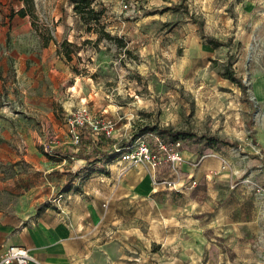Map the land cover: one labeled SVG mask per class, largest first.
I'll list each match as a JSON object with an SVG mask.
<instances>
[{"label":"rangeland","instance_id":"obj_1","mask_svg":"<svg viewBox=\"0 0 264 264\" xmlns=\"http://www.w3.org/2000/svg\"><path fill=\"white\" fill-rule=\"evenodd\" d=\"M128 2L123 8L119 0H93L102 30L111 36L98 40L70 0H33V14L23 17L10 14L22 5L19 0L0 4V207L13 204L24 185L40 197V206H59L68 195L73 208L92 204L96 213L85 219L87 237L122 236L126 264H259L264 202L252 183H260L264 168L245 166L264 158V0ZM210 37L222 44L214 46ZM63 40L72 44L62 47ZM81 105L99 121L110 120L115 140H146L156 127L236 145L210 152L225 150L229 165L202 174L208 182L204 203L190 199L185 182L171 188L158 183L157 194L149 196L122 192L127 170L139 175L149 168L123 162L118 144L107 147L104 159L99 155L100 163L64 155L70 147L96 149L87 140L75 144L68 132L67 118ZM141 127L151 129L140 135ZM199 157L191 161L197 165ZM101 198L108 200L103 217ZM208 225L250 246H231L233 255L220 246L208 250V241L195 235Z\"/></svg>","mask_w":264,"mask_h":264},{"label":"crops","instance_id":"obj_2","mask_svg":"<svg viewBox=\"0 0 264 264\" xmlns=\"http://www.w3.org/2000/svg\"><path fill=\"white\" fill-rule=\"evenodd\" d=\"M5 1L6 0H0V4H3ZM262 80L264 81V79ZM262 92H264V86H262ZM263 96L264 93L260 97ZM181 149L183 151L184 161L179 165L180 174L178 173V176L176 175L177 181H175V186L185 182L189 185L188 194L190 196V191L194 186L192 182L195 181L196 183L202 178L201 176L203 173L209 176L210 173L205 172L209 169H222V162L221 159L214 154L205 153L200 155L198 159L199 163L196 165L194 161H191L193 156L197 157L196 148L190 146ZM70 150L74 151L72 147H70L68 151ZM224 152L225 150L221 148H219V151H214V153H218L220 156L224 157L228 166L229 159ZM64 155L68 156V159L73 157L66 153ZM60 157H62V155ZM96 162L100 163L99 161ZM247 163V166H245L246 170L264 168V158L252 162L253 167L250 166L251 162ZM87 166L91 167L92 170L103 169L97 166H91L90 164H87ZM227 166L223 170L227 169ZM68 170L71 169H65V171ZM125 173L128 177V183L125 188L121 189L122 192H125L127 189L141 196L155 195L158 183L152 180L150 170L138 175L130 168ZM157 174L160 178L166 177L169 179L173 175L166 165L160 166ZM100 175V172H96V177L102 180ZM146 176L149 178L148 184L143 182ZM253 181L257 182L255 180ZM258 181H260L259 184L264 185V170ZM147 185H149L148 190L144 191ZM206 187V195H208L207 181ZM161 188H164V186ZM31 189V186L24 185L20 193L17 196L15 195L13 204L6 208L0 207V264H16L14 261L7 263L2 261L4 253L10 245L24 246L30 251L36 261H29L28 264H126L124 257L125 243L121 240L122 236H118L115 240L103 239L100 241L99 238L89 239L87 237V229L89 227H87L85 219L92 214L91 211L96 213V209L92 204L89 206L87 203H82L79 204L78 207L73 208L68 205L71 203L72 199L71 196L68 195L59 203V206L55 204L40 206L37 204V200L40 197L34 195ZM102 192L103 198L104 195L110 194L108 193V189ZM205 198L206 196L203 197L201 192L195 198L190 196L193 202L200 203H204ZM103 203H105V205H103ZM107 203V198L102 200L101 208L98 212L100 217H103ZM204 212V210L199 211V214ZM205 216V214H202L199 217ZM214 226L215 225H208L203 229H197L195 235H197L198 239L207 240V246L213 243L220 247L221 245L216 243L214 236L223 237V244L229 248V251H223L221 248V253L225 252L224 254H226V252H229L231 255L235 253V250L231 246H250L248 243L238 244L237 238L232 242L231 239L227 238L228 234L223 235L217 232V228H213ZM208 228H213V236L210 238H207L203 234V231ZM246 264L255 263L252 259H248ZM259 264H264V260Z\"/></svg>","mask_w":264,"mask_h":264},{"label":"trees","instance_id":"obj_3","mask_svg":"<svg viewBox=\"0 0 264 264\" xmlns=\"http://www.w3.org/2000/svg\"><path fill=\"white\" fill-rule=\"evenodd\" d=\"M22 5L19 8H16L15 11L14 9L11 10L10 14L11 15H18L20 17H23L27 14H33V0H19ZM71 5H72V10L75 14L78 15L79 19L81 22L85 25V30L87 31H92L95 30L98 32L97 39H100L102 37H107L111 38L107 32L102 30V25L100 24L101 20V10H97L94 7L93 0H70ZM181 7L180 4H172L170 8L172 9H179ZM41 36L44 39V43L48 42V36L44 37V35L40 32ZM115 41L121 45V40L120 38L114 37ZM208 42L213 44L214 46L221 45L222 42L221 40H218L217 38L210 37L208 38ZM65 44L71 45L72 42H66L63 40L60 43V46H64ZM67 59H70V51L69 50H63L61 51ZM225 75L230 78L233 81L239 82V84L242 86L241 81L239 78L235 77L231 72H224ZM156 127L153 128V130H146V129H151L150 127H141L139 129L140 135L151 132H156L165 142H171L180 139L181 141V148H187L189 146V141L191 139L195 140V143H200L197 148L196 152L197 154H205V153H210L213 151L215 147H220L222 145H236V142L233 140H230L228 138H220L215 135H208V134H201L198 135L194 132H187V131H182V130H170L168 128H160L159 130H154ZM78 132H79V142L87 140L90 142L91 145H93L96 149L92 152L85 151L84 148H78L77 151H66V154L69 156L73 157H79L84 160H86L88 163H91L93 161L98 160L100 156L103 157L107 155L108 150L107 147H115V145L118 144V146H128L133 142H129L128 139L125 140H115L112 136L106 135L104 133H95L89 128H86L85 126H78ZM204 139L203 142H200V140ZM146 141L151 142L152 141V136L149 139H146ZM78 142V143H79ZM79 145V144H78ZM98 147V148H97ZM190 149V148H189ZM57 152H59V149L55 148L53 149ZM55 152V153H57ZM100 155V156H99ZM103 161V160H102ZM100 162V161H99ZM206 179L204 177L200 178L192 187L190 191V196L192 198L197 197V195L201 192L202 196H206ZM200 215V214H198ZM213 228H208L203 231V234L207 237L210 238L213 236ZM216 239V243L221 245V248L223 251H229V248L223 244V237L221 236H214ZM217 246L213 243L210 244L208 247V250H216Z\"/></svg>","mask_w":264,"mask_h":264},{"label":"built area","instance_id":"obj_4","mask_svg":"<svg viewBox=\"0 0 264 264\" xmlns=\"http://www.w3.org/2000/svg\"><path fill=\"white\" fill-rule=\"evenodd\" d=\"M123 8H128L130 2L128 0H119ZM68 132L72 136V140L75 144L79 142L78 126H85L95 133L102 132L106 135H110L112 131V123L110 120L106 122L99 121L94 118L88 111L85 105H81L75 109L67 118ZM152 141H146L139 137L136 142L131 143L128 146H118V157L128 165H144L151 171V178L154 182H159L166 187H174L175 182L169 178H160L157 171L160 166L166 165L172 174L178 175L179 165L184 161L183 151L181 149L180 139L165 142L156 132H152ZM116 147V146H115ZM221 159V168L224 169L227 166V162L224 157L218 153H212ZM195 181L192 182V185ZM253 187L263 195L264 197V185L258 182L252 183ZM105 205V203H103ZM262 215L264 216V204L262 207ZM2 261L7 263L14 261L16 264H28L29 261H36L35 257L30 251L20 245H10L6 249Z\"/></svg>","mask_w":264,"mask_h":264}]
</instances>
